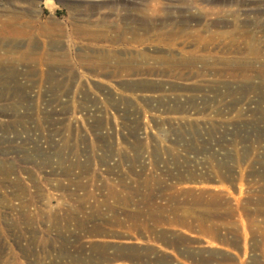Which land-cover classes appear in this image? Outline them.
<instances>
[{"label":"rangeland","instance_id":"obj_1","mask_svg":"<svg viewBox=\"0 0 264 264\" xmlns=\"http://www.w3.org/2000/svg\"><path fill=\"white\" fill-rule=\"evenodd\" d=\"M0 264H264V0H0Z\"/></svg>","mask_w":264,"mask_h":264}]
</instances>
